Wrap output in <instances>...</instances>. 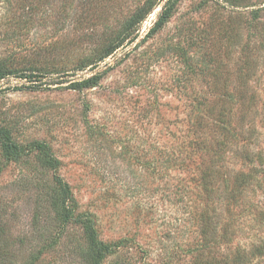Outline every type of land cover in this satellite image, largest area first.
<instances>
[{"label": "rangeland", "instance_id": "374dc122", "mask_svg": "<svg viewBox=\"0 0 264 264\" xmlns=\"http://www.w3.org/2000/svg\"><path fill=\"white\" fill-rule=\"evenodd\" d=\"M164 2L0 0V264H264V0Z\"/></svg>", "mask_w": 264, "mask_h": 264}, {"label": "trees", "instance_id": "16d2710c", "mask_svg": "<svg viewBox=\"0 0 264 264\" xmlns=\"http://www.w3.org/2000/svg\"><path fill=\"white\" fill-rule=\"evenodd\" d=\"M173 3H174V0H165L164 4L162 6V9L160 11V14H159L160 15V22H161V19H164L167 17ZM108 53H110V52L108 51L106 54H108ZM24 77H27V76L24 75ZM28 77H31V75H29ZM86 82H88V80ZM4 144H5L6 148H9L10 146H12V145L8 144L6 141H4ZM204 178L211 180L210 176H208V175H206ZM58 180H59V187L61 188L62 199H61L59 206L54 207V208H55L56 213H59L64 218H69L70 214L72 216V213H71L72 208L68 207V205H67L69 202V197H70V194L68 193V187L65 183L62 182L61 179H58ZM204 184H205V186H207L206 182H204ZM77 217H79V215ZM87 219L88 218H86V220ZM78 220H79V218H78ZM203 225L205 227H207L208 226V220H206ZM87 239H88V243H89V246H88V249L86 252V259H87L88 264H101V261L104 257L105 246L101 243V241L98 240L96 233H95V230H94V226L91 223V221H89L87 224Z\"/></svg>", "mask_w": 264, "mask_h": 264}]
</instances>
